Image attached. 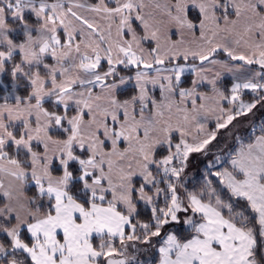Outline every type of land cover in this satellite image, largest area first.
<instances>
[{
  "label": "snow or ice",
  "instance_id": "6c2138e0",
  "mask_svg": "<svg viewBox=\"0 0 264 264\" xmlns=\"http://www.w3.org/2000/svg\"><path fill=\"white\" fill-rule=\"evenodd\" d=\"M0 264H264V0H0Z\"/></svg>",
  "mask_w": 264,
  "mask_h": 264
}]
</instances>
